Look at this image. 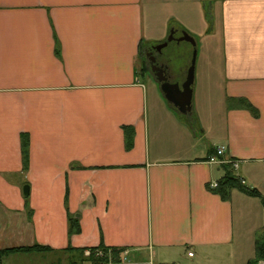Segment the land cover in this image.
<instances>
[{
    "label": "crops",
    "instance_id": "0c3cea01",
    "mask_svg": "<svg viewBox=\"0 0 264 264\" xmlns=\"http://www.w3.org/2000/svg\"><path fill=\"white\" fill-rule=\"evenodd\" d=\"M171 31L194 38L209 73L188 116L146 86L142 55ZM220 146L264 198V0H0V250L246 264L237 229L260 200L209 187Z\"/></svg>",
    "mask_w": 264,
    "mask_h": 264
},
{
    "label": "rangeland",
    "instance_id": "374dc122",
    "mask_svg": "<svg viewBox=\"0 0 264 264\" xmlns=\"http://www.w3.org/2000/svg\"><path fill=\"white\" fill-rule=\"evenodd\" d=\"M196 49V59H195V69H194V83H206L209 80V73L207 72V66L202 58V52L195 45ZM193 54V49H191L190 45L186 42L177 43L175 41L171 42L165 49L162 50L161 62H164L167 66L168 73H170V77L172 82L177 83L178 85H183V82L187 76V70L191 64V57ZM144 54L142 55L141 60L145 64L146 68H144V73L147 74L148 79L146 80V86L148 87H159L156 84L155 78L149 71L148 64L144 61ZM140 62V61H139ZM141 64V63H140ZM260 200V199H259ZM260 207L258 210L255 208L251 211V216L254 217L255 221H251L247 216L245 220L247 223L244 228L237 229L239 232H244L246 240L249 238L248 248L246 247L245 259L253 257L255 241L253 224H259L262 219L261 212H264V208L262 206L261 201ZM29 216V215H28ZM27 216V217H28ZM252 239V240H251ZM17 248V247H16ZM23 248V247H18ZM10 249V248H9ZM3 249V250H9ZM248 249V250H247ZM2 251V250H0ZM50 252V251H49ZM9 253L5 254L0 258V264H70V258L72 256L64 254V253ZM188 256V255H187ZM191 257V256H190ZM189 257V258H190ZM178 260L174 263L170 260H164L157 262L156 264H240L239 262L235 263V261L228 259L222 255H213L209 258H200L196 256L194 259H189L186 257V253L181 254L177 257ZM130 261H134L133 256H129ZM73 261L78 263V259L76 257L72 258ZM149 261V259H147Z\"/></svg>",
    "mask_w": 264,
    "mask_h": 264
},
{
    "label": "trees",
    "instance_id": "16d2710c",
    "mask_svg": "<svg viewBox=\"0 0 264 264\" xmlns=\"http://www.w3.org/2000/svg\"><path fill=\"white\" fill-rule=\"evenodd\" d=\"M146 68L145 64L143 69ZM237 105H239V107H243L246 108L247 110H249L252 114H255V110L254 108H252L250 105H248V103L245 100H238ZM126 148L130 149V147L132 146L131 144V133H126ZM27 147H28V143H27V139L23 136L21 139V151H22V160H23V164L24 166H26L27 163ZM223 171H224V177L222 178V180H220L218 182L217 185V189H214L215 193L223 200H227L229 199V195L231 194V192H233L234 190L248 196V197H252L255 199H260L262 206L264 208V198L260 196V193L258 192V190H250L244 186H242L241 184V180L240 178H238L236 175H234V173H232L231 171V167L228 165H225L222 167ZM79 231V226L78 224L75 223H70L69 225V229H68V234L72 235V234H76ZM259 234L255 239V246H254V253H253V258H251L250 260H248V262L246 264H264V226L259 230ZM51 251L49 248L46 247H42V246H32V247H23V248H11L9 250H2L0 251V258L2 256H4L5 254H9V253H26V254H33V253H46ZM65 251L69 252V255L72 256L70 258V264H83L86 259L83 256V249H66ZM122 252V249H114L113 253H114V258L115 261H119V257L120 254ZM76 257L78 259V263H76L75 261L72 260V258Z\"/></svg>",
    "mask_w": 264,
    "mask_h": 264
},
{
    "label": "water",
    "instance_id": "95a60500",
    "mask_svg": "<svg viewBox=\"0 0 264 264\" xmlns=\"http://www.w3.org/2000/svg\"><path fill=\"white\" fill-rule=\"evenodd\" d=\"M177 42L181 43L186 42L190 45V47L193 49V54L191 57V64L189 69L187 70V76L185 81L183 82V85H178L176 83H169L166 77L165 72L157 68L156 66H153L151 68V72L155 74V82L157 85H159L160 92L166 102L173 108L177 110V112L181 116H188L191 114L192 111V99H193V86H194V69H195V59H196V49H195V40L194 38H191L189 35H187L185 32L181 34V37L178 39L174 37V32L171 31L169 33V36L167 37L166 42H163L161 44H158L157 46L153 47L152 50L156 52H162L163 49H165L171 42ZM152 62L154 60L151 59ZM23 195H28V187L23 188Z\"/></svg>",
    "mask_w": 264,
    "mask_h": 264
},
{
    "label": "built area",
    "instance_id": "2783aa9c",
    "mask_svg": "<svg viewBox=\"0 0 264 264\" xmlns=\"http://www.w3.org/2000/svg\"><path fill=\"white\" fill-rule=\"evenodd\" d=\"M224 147H218L214 150V154L209 156L207 162L208 164H214L218 167H223L228 165L231 167L232 173L236 172L238 168V164L235 161L227 160L224 158ZM241 184L244 183L241 181ZM218 183L212 182L210 183L209 187L211 189H217ZM112 248H93V249H86L83 252V256L86 261L83 264H130L127 260V251L122 250L119 261H115L114 253ZM192 256V254H188V257Z\"/></svg>",
    "mask_w": 264,
    "mask_h": 264
},
{
    "label": "flooded vegetation",
    "instance_id": "af4514ba",
    "mask_svg": "<svg viewBox=\"0 0 264 264\" xmlns=\"http://www.w3.org/2000/svg\"><path fill=\"white\" fill-rule=\"evenodd\" d=\"M144 55H145L144 61H145V63L148 64L149 71L153 75L154 78H155V74H153L151 72V68L153 66H156L157 68H160L165 72L167 80L170 84L175 83V82H172V79L170 77V73H168L166 64L164 62H161L160 58H161L162 52L153 51L151 48V49H147V51L144 53ZM151 59L154 60V62H152Z\"/></svg>",
    "mask_w": 264,
    "mask_h": 264
}]
</instances>
